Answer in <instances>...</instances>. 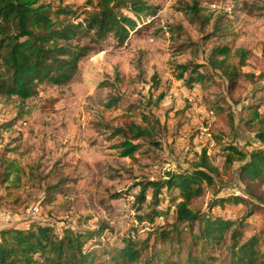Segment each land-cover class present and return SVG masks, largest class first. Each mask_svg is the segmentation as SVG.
<instances>
[{
    "label": "rangeland",
    "instance_id": "obj_1",
    "mask_svg": "<svg viewBox=\"0 0 264 264\" xmlns=\"http://www.w3.org/2000/svg\"><path fill=\"white\" fill-rule=\"evenodd\" d=\"M40 1L54 10L73 9L77 17L69 19L75 23L97 11V0ZM142 1L153 9L141 18L126 13L137 25L124 44L109 37L81 59L68 83H37L28 99L0 94V231L35 221L59 232L108 224L112 239L103 244L115 247L131 232L144 238L133 209L139 183L189 170L203 150L221 166L230 146L246 154L263 148L244 119L245 107L263 94L252 93L264 86V0ZM218 47L230 50L234 64L238 51L247 55L246 78L234 89L209 65ZM187 64L200 65L207 79L193 88L177 79V66ZM148 113L159 122L158 146L132 140L139 149L134 157L124 156L125 140L115 129L141 124V114ZM241 165L234 162L232 183L221 187L217 181L193 208L209 212L215 198L243 197L248 206L227 204L211 212L243 220L250 238L264 232V204L246 195ZM63 181L70 185L48 204V187Z\"/></svg>",
    "mask_w": 264,
    "mask_h": 264
},
{
    "label": "trees",
    "instance_id": "obj_2",
    "mask_svg": "<svg viewBox=\"0 0 264 264\" xmlns=\"http://www.w3.org/2000/svg\"><path fill=\"white\" fill-rule=\"evenodd\" d=\"M87 1L92 4L94 0ZM53 7L40 0H0V94L28 99L36 93L37 83H68L81 59L109 37L124 44L129 28L137 25L134 16L141 18L153 9L142 0H97V11L90 13L83 23H75L69 19L77 17L73 9ZM83 40L88 44L82 46ZM229 51L227 47L214 48L208 62L234 89L246 78L242 69L247 55L238 51L239 62L234 64L228 59ZM177 69V79L190 88L207 79L200 65H179ZM259 92L263 93L260 98L254 96L245 107L244 127L263 148L246 154L230 146L221 166L203 150L189 170L169 172L164 178L139 183L133 209L144 238L131 232L114 242V247L111 242H102L112 239L113 229L108 224L93 231L59 232L54 226L35 221L25 228L0 231V264H264V232L245 238L246 222L211 212L227 204L248 206L250 202L231 196L215 198L209 212L193 208L217 181L221 187L232 183L235 161L242 162L238 177L246 195L264 204V86L257 87L252 94ZM116 101L112 100L110 106ZM140 117L141 124L130 122L115 129L116 135L124 137V156L134 157L138 151L139 146L132 144V140L158 146L159 122L149 113ZM69 185L70 182L63 181L49 186L45 201L51 204ZM253 212L254 208L250 209L247 217ZM163 219L165 222L159 224ZM90 243L94 247H87Z\"/></svg>",
    "mask_w": 264,
    "mask_h": 264
},
{
    "label": "built area",
    "instance_id": "obj_3",
    "mask_svg": "<svg viewBox=\"0 0 264 264\" xmlns=\"http://www.w3.org/2000/svg\"><path fill=\"white\" fill-rule=\"evenodd\" d=\"M36 211H37V209H36Z\"/></svg>",
    "mask_w": 264,
    "mask_h": 264
}]
</instances>
